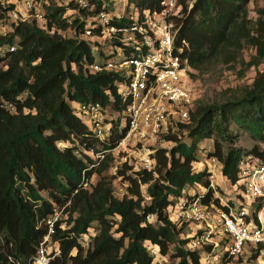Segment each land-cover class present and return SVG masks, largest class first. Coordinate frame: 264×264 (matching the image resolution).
<instances>
[{"label":"trees","instance_id":"trees-1","mask_svg":"<svg viewBox=\"0 0 264 264\" xmlns=\"http://www.w3.org/2000/svg\"><path fill=\"white\" fill-rule=\"evenodd\" d=\"M252 1L194 0L188 8L189 0H177L178 39L189 44L191 77L197 86L217 67L239 64V75L250 68L255 74L250 84L224 92L219 101H204L202 94L187 122L166 137L172 146L155 148L152 170L131 174H126V167L119 170L118 176L128 182L120 198L104 174L113 157L109 153L99 165L89 167L94 160L83 149L96 148L97 139L71 106L79 101L111 104L114 111L121 108L114 73L83 72L84 65L93 61V45L57 32L75 30L78 34L85 22L77 16L68 24L62 17L64 8L50 5L44 6L42 26L35 20L12 24V31L0 37V44L17 45L5 62L0 59V264H10L7 255L23 261L35 253L47 232L44 221L54 208L62 209L53 234L61 248L58 264H157L152 249L161 258L170 255L176 260L173 264H200L199 252L186 248V224L179 226L169 217L177 199L195 185L206 189L203 203L218 204L208 188L209 167L195 166L201 161L199 143L216 135L225 141L232 123L261 142L246 152L236 147L224 152L222 143L213 140L214 151L208 158L218 159L220 175L232 185L238 183L247 157L264 160V72L258 69L264 60V7L257 8L252 19L248 9ZM126 3L127 9L139 11L160 7V0ZM3 11L0 6V17ZM79 13L84 12L80 9ZM246 48L254 51L248 60L242 57ZM4 102H12L15 112ZM114 128L112 121L108 141L98 146L111 149L118 144L123 134ZM58 141H69L72 146L59 149ZM95 175L98 179L88 189L81 188L83 176ZM141 185H146L145 195ZM151 216L154 222L148 220ZM90 229L97 234L84 249L78 238Z\"/></svg>","mask_w":264,"mask_h":264},{"label":"built area","instance_id":"built-area-1","mask_svg":"<svg viewBox=\"0 0 264 264\" xmlns=\"http://www.w3.org/2000/svg\"><path fill=\"white\" fill-rule=\"evenodd\" d=\"M119 1L125 3L123 12L116 8ZM193 1L189 0L188 8ZM54 2L0 0V6L6 9L0 17V37L7 36L12 31V24L18 22L35 20L42 26L46 22L44 6L63 7L62 17L68 24L75 19L73 14L78 15L79 20L85 22V27L78 34L72 31V36L76 35L93 45V61L84 65L83 72L114 73L121 106L120 110L114 111L111 104L71 103L73 112L87 125L90 135L97 139L96 148H82L94 160L89 167L99 165L109 153L113 157L120 146L131 145L132 153L140 157V169L152 170L155 166V146L169 142L166 137L187 122L191 107L201 96L200 87L191 77L189 44L178 39L181 14L177 0H160L158 9L143 11L127 9L126 0ZM80 9L84 13H79ZM57 32L65 35L61 30ZM16 47L15 43L0 44L2 62ZM4 104L10 112H15L12 102ZM112 121L115 122V132L122 133V138L114 148L98 146L108 141ZM69 146H72L69 141L57 142L59 149ZM261 147L264 151V143ZM75 153L81 156L79 149ZM206 162L210 169L208 188L213 191V199L216 198L218 204L213 200L203 203L206 189L201 188L202 192L178 198L169 213L172 222L179 226L186 224L191 229L183 234L185 239L188 238L186 248L199 252L200 264H264V160L258 162L255 157H247L239 171L238 183L230 184L234 194L227 199L219 196L212 180L217 172L220 174L218 159L210 157ZM92 179L83 176L81 188L88 189ZM235 202H239L238 206ZM61 219L62 209L54 208L44 221L47 232L39 241L35 253L23 261L7 255L8 263L58 264L61 248L53 240V234L56 223ZM60 225L65 227L63 222ZM96 234V230L90 229L78 241L87 249ZM255 250L257 255L255 260H251ZM151 253L156 260L158 252L152 249ZM157 264L163 263L157 261Z\"/></svg>","mask_w":264,"mask_h":264},{"label":"rangeland","instance_id":"rangeland-1","mask_svg":"<svg viewBox=\"0 0 264 264\" xmlns=\"http://www.w3.org/2000/svg\"><path fill=\"white\" fill-rule=\"evenodd\" d=\"M52 4H54V0H50ZM264 7V0H254L250 2L248 9H249V17L252 19L256 18V9ZM116 8H118L119 12H123L125 8V3L123 1H119V3H116ZM77 17L78 15L73 14L72 17ZM72 31H67L65 33V36H72ZM254 54V51L251 48H246L243 51L242 57L245 60H248L251 55ZM240 69V65L237 64L235 68H226V67H217L214 71H211L209 74H205L203 78H201V87L199 94L203 97L202 99L204 101L212 102V101H219L222 99V95L224 92H230L233 91L239 87L248 85L251 83L253 77H254V68L247 69L243 75H239L238 71ZM259 70L264 72V60L261 62V64L258 67ZM119 130L122 127V122L120 123ZM217 139L220 141L223 145V151L225 152L229 147H236L242 149L243 152L248 151L254 144H258L260 146L261 142H258L251 138V136L248 133H245L241 131L237 126H235L233 123L230 127V133L228 134L227 139L224 141L222 137L214 136L212 139H205L199 143V149H198V155L201 159L200 163L195 164L197 168L202 167L203 165H206V160L208 159V154L212 153L213 150V140ZM191 138L186 137V142L190 143ZM173 143L170 142H162L161 144H157L156 147H171ZM133 147L131 145H122L120 146L116 152H114L113 160L110 162L109 168L104 172V174L107 175L111 179L112 188L114 195L117 197H122L124 193L127 192L126 188L128 186V182L122 179L118 176V171L123 170L126 167V174L134 173L135 171L140 170V161L138 156L136 154L132 153ZM132 153V154H131ZM131 154V155H130ZM207 158V159H206ZM126 165V166H124ZM130 169H127L129 168ZM98 179V176L95 175L93 177V182ZM211 180V179H210ZM213 183L217 189V192L219 193L220 197H223L225 199L231 198L234 194V188L231 187L229 182L225 180L218 172L212 179ZM145 188L146 185H141L142 193L145 195ZM202 192L201 188L197 187H191L190 189H187L185 192L189 195H191L194 192ZM42 195H46L45 192H41ZM148 199V197H146ZM264 202H262L263 204ZM235 206H238L239 202L234 203ZM174 215H172L173 217ZM149 221L154 222V217H149ZM95 225V224H94ZM191 229L189 227H186L184 230V233L187 234L190 232ZM173 252V246L170 247V253ZM155 260V259H154ZM157 261H161L163 264H173L176 262V260L170 255H166L165 257L161 258L160 255L158 258H156Z\"/></svg>","mask_w":264,"mask_h":264}]
</instances>
